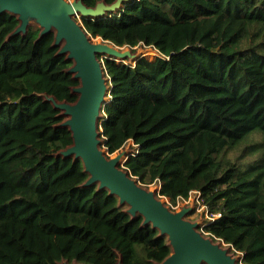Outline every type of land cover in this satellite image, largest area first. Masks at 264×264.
I'll return each mask as SVG.
<instances>
[{
	"label": "trees",
	"instance_id": "obj_1",
	"mask_svg": "<svg viewBox=\"0 0 264 264\" xmlns=\"http://www.w3.org/2000/svg\"><path fill=\"white\" fill-rule=\"evenodd\" d=\"M81 21L93 37L159 53L135 64L99 55L105 149L132 140L134 176L172 205L198 192L215 216L202 230L242 264H264V0H129ZM18 24L0 14V264L161 262L166 237L108 190L82 186V161L58 155L72 133L44 94L75 102L79 81L53 32L11 36Z\"/></svg>",
	"mask_w": 264,
	"mask_h": 264
},
{
	"label": "water",
	"instance_id": "obj_2",
	"mask_svg": "<svg viewBox=\"0 0 264 264\" xmlns=\"http://www.w3.org/2000/svg\"><path fill=\"white\" fill-rule=\"evenodd\" d=\"M127 1L115 0L108 4L100 0L95 6H88L84 0H0V14L9 12L19 20L11 36L25 35L30 26L40 27V37L53 32V45L59 47L58 54L72 61L66 72L79 81L72 87V92L78 95L77 100L59 101L44 94L66 117L60 125L68 127L72 133L73 143L58 155L82 161L89 175L82 186L97 184L98 190H108L132 218L141 215L142 226L151 225L159 235L166 237L171 253L154 264H242L240 256L224 241L207 235L200 221L188 218L193 211L191 206L173 209L158 188L145 185L134 176L125 166L131 154L127 149L114 155L105 149L101 117L103 107L110 101L111 90L99 55L119 60L128 58L136 63L141 54L132 48H120L102 37L94 40L81 16L103 17L117 11ZM60 264L87 263L63 259ZM118 264H123L120 254Z\"/></svg>",
	"mask_w": 264,
	"mask_h": 264
},
{
	"label": "rangeland",
	"instance_id": "obj_3",
	"mask_svg": "<svg viewBox=\"0 0 264 264\" xmlns=\"http://www.w3.org/2000/svg\"><path fill=\"white\" fill-rule=\"evenodd\" d=\"M94 40H99V37H95ZM120 48L125 49V48H130V47L125 46V47H120ZM132 50H134V52L135 51L139 52V54H141L143 56H145L144 54H145V52L147 50H152L155 54H154V56L151 59H154L159 54L157 51L153 50L152 48L144 47V46H136ZM149 52H151V51H149ZM117 60L118 61H123L124 59L123 60L117 59ZM124 61L132 63V61H130V59H128V58H126ZM133 144H134L133 141L130 140L124 147H122L121 149H119L118 151H116L114 153H111V155H114V154H116L119 151H122L124 149H127V152L130 154L134 150ZM150 187L158 188V185H150ZM162 198L165 199V201H167V203L175 210L181 209V207L183 205L191 206L193 208V211L188 215V218L191 219V220L200 221L201 225H203L209 219L208 218V213L205 211L204 205H202V203L198 200V194L196 192H193L192 195L188 199L179 200L176 205H172L170 200L167 197H162Z\"/></svg>",
	"mask_w": 264,
	"mask_h": 264
},
{
	"label": "built area",
	"instance_id": "obj_4",
	"mask_svg": "<svg viewBox=\"0 0 264 264\" xmlns=\"http://www.w3.org/2000/svg\"><path fill=\"white\" fill-rule=\"evenodd\" d=\"M194 192H196V191H194ZM193 193V192H192ZM197 194H198V200L202 203V201H201V198H200V195H199V193L198 192H196ZM192 195V194H191ZM190 195V196H191ZM202 205H204L203 203H202ZM204 208H206V206L204 205ZM206 211V210H205ZM207 212V211H206ZM208 213V212H207ZM217 216H219V214H217ZM214 214H211V216H210V214L208 213V218H210V219H214Z\"/></svg>",
	"mask_w": 264,
	"mask_h": 264
},
{
	"label": "bare ground",
	"instance_id": "obj_5",
	"mask_svg": "<svg viewBox=\"0 0 264 264\" xmlns=\"http://www.w3.org/2000/svg\"><path fill=\"white\" fill-rule=\"evenodd\" d=\"M147 52H148V53H147ZM147 52H145V55H147V54H153V53H154V52H152V51H151L152 53L149 52V51H147ZM146 53H147V54H146ZM154 54H155V53H154Z\"/></svg>",
	"mask_w": 264,
	"mask_h": 264
}]
</instances>
